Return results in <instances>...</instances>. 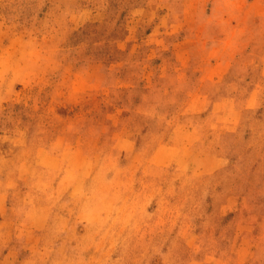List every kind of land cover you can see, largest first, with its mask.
I'll list each match as a JSON object with an SVG mask.
<instances>
[{
  "label": "rangeland",
  "instance_id": "374dc122",
  "mask_svg": "<svg viewBox=\"0 0 264 264\" xmlns=\"http://www.w3.org/2000/svg\"><path fill=\"white\" fill-rule=\"evenodd\" d=\"M0 264H264V0H0Z\"/></svg>",
  "mask_w": 264,
  "mask_h": 264
}]
</instances>
